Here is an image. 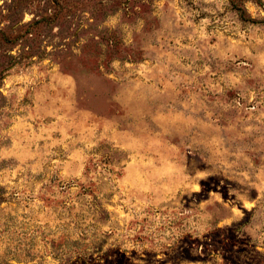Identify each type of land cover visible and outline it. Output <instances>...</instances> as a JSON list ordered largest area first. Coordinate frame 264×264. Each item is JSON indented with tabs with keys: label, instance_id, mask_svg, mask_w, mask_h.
Wrapping results in <instances>:
<instances>
[{
	"label": "rangeland",
	"instance_id": "374dc122",
	"mask_svg": "<svg viewBox=\"0 0 264 264\" xmlns=\"http://www.w3.org/2000/svg\"><path fill=\"white\" fill-rule=\"evenodd\" d=\"M0 264H264V0H0Z\"/></svg>",
	"mask_w": 264,
	"mask_h": 264
}]
</instances>
